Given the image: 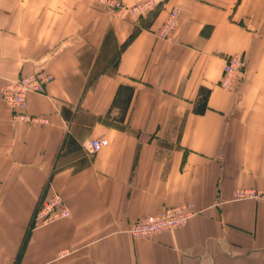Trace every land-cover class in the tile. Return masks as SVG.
I'll return each instance as SVG.
<instances>
[{"label":"crops","instance_id":"0c3cea01","mask_svg":"<svg viewBox=\"0 0 264 264\" xmlns=\"http://www.w3.org/2000/svg\"><path fill=\"white\" fill-rule=\"evenodd\" d=\"M0 0V264H264V0ZM172 7L179 23L158 32ZM244 66L220 85L226 58ZM48 74L15 120L1 86ZM106 137L91 153L87 143ZM68 217L35 227L46 186ZM193 202L181 227L138 218Z\"/></svg>","mask_w":264,"mask_h":264},{"label":"built area","instance_id":"2783aa9c","mask_svg":"<svg viewBox=\"0 0 264 264\" xmlns=\"http://www.w3.org/2000/svg\"><path fill=\"white\" fill-rule=\"evenodd\" d=\"M101 1L112 10L113 14H117L123 8L121 0ZM167 1L145 0L142 3L132 5L130 10L138 15H145L157 9L159 5H164ZM178 23L179 9L172 7L159 29V36L164 38L171 37ZM244 62L243 55L239 53L231 54L226 58L223 73L220 78L221 87L230 89L238 82ZM50 79L51 77L48 74H29L6 81L1 86L2 99L12 109V116L15 120L41 123L48 121L47 118L28 113L26 111V105L27 95L32 92H42ZM108 143L109 140L106 137H96L91 139L86 146L89 152L94 153L108 145ZM44 192V197L34 214L33 225L35 227L47 225L56 220L68 217L70 214V210L58 189H55L48 183ZM234 198H254L264 201V189H238L234 193ZM197 213L198 211H196L193 202L168 206L158 213L138 218L130 224L126 231L135 237H148L184 226Z\"/></svg>","mask_w":264,"mask_h":264},{"label":"rangeland","instance_id":"374dc122","mask_svg":"<svg viewBox=\"0 0 264 264\" xmlns=\"http://www.w3.org/2000/svg\"><path fill=\"white\" fill-rule=\"evenodd\" d=\"M249 189H254V188H249ZM262 189H264V188H262Z\"/></svg>","mask_w":264,"mask_h":264},{"label":"bare ground","instance_id":"6f19581e","mask_svg":"<svg viewBox=\"0 0 264 264\" xmlns=\"http://www.w3.org/2000/svg\"><path fill=\"white\" fill-rule=\"evenodd\" d=\"M158 10V9H157Z\"/></svg>","mask_w":264,"mask_h":264}]
</instances>
